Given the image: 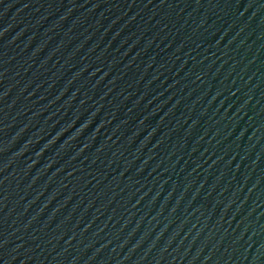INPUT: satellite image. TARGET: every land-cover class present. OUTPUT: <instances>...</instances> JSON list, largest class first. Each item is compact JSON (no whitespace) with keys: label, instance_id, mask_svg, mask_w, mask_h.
I'll return each instance as SVG.
<instances>
[{"label":"water","instance_id":"obj_1","mask_svg":"<svg viewBox=\"0 0 264 264\" xmlns=\"http://www.w3.org/2000/svg\"><path fill=\"white\" fill-rule=\"evenodd\" d=\"M0 264H264V0H0Z\"/></svg>","mask_w":264,"mask_h":264}]
</instances>
